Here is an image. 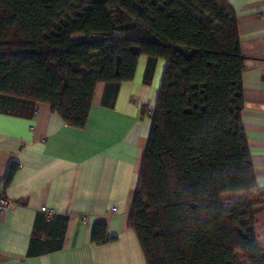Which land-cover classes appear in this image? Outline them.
Listing matches in <instances>:
<instances>
[{"label": "trees", "instance_id": "1", "mask_svg": "<svg viewBox=\"0 0 264 264\" xmlns=\"http://www.w3.org/2000/svg\"><path fill=\"white\" fill-rule=\"evenodd\" d=\"M140 55L145 82L165 61L129 212L146 264H264V190L242 130L244 57L226 0H0V111L47 102L83 127L97 86L111 106ZM66 220L52 215L45 231L58 223L61 237ZM91 239L108 241L105 227ZM43 243L33 232L28 254L61 238Z\"/></svg>", "mask_w": 264, "mask_h": 264}, {"label": "crops", "instance_id": "2", "mask_svg": "<svg viewBox=\"0 0 264 264\" xmlns=\"http://www.w3.org/2000/svg\"><path fill=\"white\" fill-rule=\"evenodd\" d=\"M226 1L244 57L242 130L264 190V0ZM146 62L140 55L111 106L97 86L83 127L68 125L47 102L0 111V189L16 203L0 211V264H146L129 212L165 61L156 62L149 82ZM41 207L67 217L61 237L58 223L45 231L50 217ZM96 224L108 241H92ZM255 228L264 245V205ZM33 232L42 246L61 238L60 249L29 255Z\"/></svg>", "mask_w": 264, "mask_h": 264}, {"label": "built area", "instance_id": "3", "mask_svg": "<svg viewBox=\"0 0 264 264\" xmlns=\"http://www.w3.org/2000/svg\"><path fill=\"white\" fill-rule=\"evenodd\" d=\"M15 201L11 200L10 198H8L2 189H0V211H5L8 210L10 208H13L15 206ZM41 212H44L46 214V216L49 218L52 215H54V211L52 209H47L45 207H41L40 208Z\"/></svg>", "mask_w": 264, "mask_h": 264}]
</instances>
